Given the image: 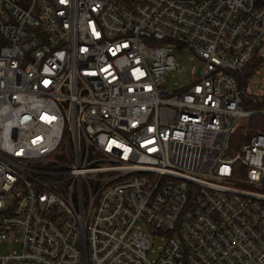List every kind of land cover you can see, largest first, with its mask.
Segmentation results:
<instances>
[{"label": "built area", "instance_id": "obj_1", "mask_svg": "<svg viewBox=\"0 0 264 264\" xmlns=\"http://www.w3.org/2000/svg\"><path fill=\"white\" fill-rule=\"evenodd\" d=\"M263 66L264 0H0V264H264Z\"/></svg>", "mask_w": 264, "mask_h": 264}, {"label": "trees", "instance_id": "obj_2", "mask_svg": "<svg viewBox=\"0 0 264 264\" xmlns=\"http://www.w3.org/2000/svg\"><path fill=\"white\" fill-rule=\"evenodd\" d=\"M251 70L245 71L244 77H248L251 74ZM241 87H244L241 83ZM244 109L250 110L254 113L250 118L247 119V122L242 124L239 130L237 131L236 139L242 140L243 135H253L256 133L264 134V114H261V111L264 110V100H243Z\"/></svg>", "mask_w": 264, "mask_h": 264}, {"label": "rangeland", "instance_id": "obj_3", "mask_svg": "<svg viewBox=\"0 0 264 264\" xmlns=\"http://www.w3.org/2000/svg\"><path fill=\"white\" fill-rule=\"evenodd\" d=\"M191 58L192 54L190 52H185L176 57V63L178 64L180 69L178 72L173 73L174 77H172V75L168 76L167 81L171 87L174 83L179 84L180 87L185 85L186 72H188L189 68L195 64V61ZM254 80H257V82L260 83L259 91L261 93H264V66L254 76ZM7 249H10V247H8Z\"/></svg>", "mask_w": 264, "mask_h": 264}]
</instances>
